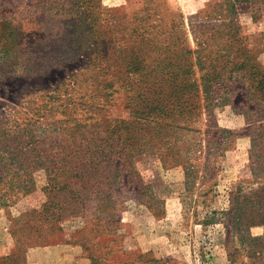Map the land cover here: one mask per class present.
Listing matches in <instances>:
<instances>
[{
    "label": "rangeland",
    "instance_id": "374dc122",
    "mask_svg": "<svg viewBox=\"0 0 264 264\" xmlns=\"http://www.w3.org/2000/svg\"><path fill=\"white\" fill-rule=\"evenodd\" d=\"M227 2L0 0L1 258L264 264V0Z\"/></svg>",
    "mask_w": 264,
    "mask_h": 264
},
{
    "label": "trees",
    "instance_id": "16d2710c",
    "mask_svg": "<svg viewBox=\"0 0 264 264\" xmlns=\"http://www.w3.org/2000/svg\"><path fill=\"white\" fill-rule=\"evenodd\" d=\"M227 1H228L227 2L228 4H231L233 6L234 3L238 0H227ZM252 1H257V0H252ZM195 86H196L195 82H191L190 78H184V83L182 84L181 89H180V96H181V94L185 96L184 100L186 101V105H188L187 100L193 96V98H197L196 105L199 106L200 97L198 95V89L196 90ZM192 87H194V88L192 89ZM192 91H194L193 95H190V93H192ZM17 141L19 142V140H17ZM0 146H3L1 143V139H0ZM21 154H24V153L21 152ZM9 155H10L9 156L10 160L18 158L16 150L12 154H9ZM4 157L5 156L3 155V153L0 152V163L4 160ZM4 181H5V177L3 176V174H0V184ZM64 188H65V186L62 188H59L58 191L63 190ZM0 199H2V200L4 199L2 193H0ZM50 208H51V210H50ZM61 208H62V206L59 204V202L55 201L52 198V201H50V203L44 209L45 213L50 211L51 214L47 213L46 216L44 217V219H47V220L51 219L54 221L59 220L60 217H62V213L55 215L54 213H56V212H54L53 210H60ZM34 212H36V210H34ZM13 233L15 235V231H13ZM35 235H40V232H37ZM16 239H17V236H16ZM34 242H35V240L31 241V243H34ZM19 251H20V247L18 246V248L14 251L13 256L5 257V258L0 257V264H24V261L19 262V260H18L20 258V255H18Z\"/></svg>",
    "mask_w": 264,
    "mask_h": 264
}]
</instances>
